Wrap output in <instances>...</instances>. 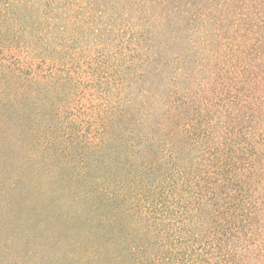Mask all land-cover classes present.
<instances>
[{"label":"trees","instance_id":"trees-1","mask_svg":"<svg viewBox=\"0 0 264 264\" xmlns=\"http://www.w3.org/2000/svg\"><path fill=\"white\" fill-rule=\"evenodd\" d=\"M0 85V264H264V0H0Z\"/></svg>","mask_w":264,"mask_h":264},{"label":"rangeland","instance_id":"rangeland-1","mask_svg":"<svg viewBox=\"0 0 264 264\" xmlns=\"http://www.w3.org/2000/svg\"><path fill=\"white\" fill-rule=\"evenodd\" d=\"M25 80V81H24ZM31 78L25 77L21 79L20 81L15 80L16 89L17 85L29 84ZM4 85H0V95L3 97L2 104H0V115L1 113H5V122L11 123V122H17L20 121V110L25 109L22 105H41L39 102V99H36L35 101L31 98L32 96L29 95H21L17 99L12 98V94H16L17 90H6L3 94L1 91H3ZM38 88V85L37 87ZM10 94L9 96H7ZM40 95V94H39ZM14 96V95H13ZM38 97V96H37ZM26 98H30L27 100ZM42 98V95L40 96ZM81 107H86L87 105H78ZM39 106H37L38 108ZM16 135V133H15ZM4 139V142L6 140V135L4 131H0V141ZM0 142V183L1 181H5L9 174H12L13 172L18 171L17 170V158L20 156V148L12 147L11 144L5 143L4 144ZM10 155H12L10 157ZM16 155V156H15ZM20 189L16 192L15 197H11V204L7 205L3 204V196L5 195L4 192L0 189V257L4 255L5 248L3 247V243L5 240H14V243L11 242L12 248L14 251L17 252V255L20 256ZM10 197V196H9ZM11 215L12 221H10V224L14 226V230L10 229V226H8L7 217ZM16 239L18 241H16ZM10 255V256H8ZM6 256L13 257L12 254L6 253Z\"/></svg>","mask_w":264,"mask_h":264}]
</instances>
